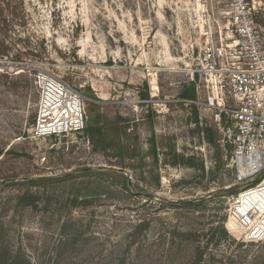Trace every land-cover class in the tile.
<instances>
[{
	"label": "rangeland",
	"instance_id": "rangeland-1",
	"mask_svg": "<svg viewBox=\"0 0 264 264\" xmlns=\"http://www.w3.org/2000/svg\"><path fill=\"white\" fill-rule=\"evenodd\" d=\"M230 9L0 0V264H264V188L240 197L264 173L238 178L196 73ZM252 19L264 38V0ZM53 82L83 129L35 138Z\"/></svg>",
	"mask_w": 264,
	"mask_h": 264
},
{
	"label": "built area",
	"instance_id": "built-area-1",
	"mask_svg": "<svg viewBox=\"0 0 264 264\" xmlns=\"http://www.w3.org/2000/svg\"><path fill=\"white\" fill-rule=\"evenodd\" d=\"M226 2L231 5L228 15L233 28H228L229 33L224 38L205 46L196 73L205 81L209 92L205 105L214 114L224 141L233 148L232 166L238 178L253 182L264 173V38L253 26L254 0ZM57 85L61 91L56 103L49 108L59 107L61 112L50 111L44 115L40 103V115L33 127L35 138L83 129L81 114L76 116L71 112L67 115L73 98L68 97L69 92H63V86ZM42 90L41 102L46 94L45 87ZM261 188H264V181L247 189L240 197ZM263 218L264 212L254 220L250 231ZM249 240L264 242V232H258Z\"/></svg>",
	"mask_w": 264,
	"mask_h": 264
},
{
	"label": "bare ground",
	"instance_id": "bare-ground-1",
	"mask_svg": "<svg viewBox=\"0 0 264 264\" xmlns=\"http://www.w3.org/2000/svg\"><path fill=\"white\" fill-rule=\"evenodd\" d=\"M50 85H51L50 89H47L48 84L46 85V88H45L46 94L43 96L42 102H41V109H42L41 113L44 114V115H47L50 111L57 112V113L61 112L59 107H55L54 110L49 108L51 105L56 103V99L58 98L59 91H61V88H59L56 83L53 82ZM75 100H76L75 102L71 101L69 103L70 104V108L67 111V115L72 112L74 115L80 116L81 111H79V109H78V107H79L78 106V100L77 99H75ZM256 167H258V165ZM253 168L254 167H252V169ZM246 171L247 170H244L243 174H246ZM262 223L264 224V218H263Z\"/></svg>",
	"mask_w": 264,
	"mask_h": 264
},
{
	"label": "trees",
	"instance_id": "trees-1",
	"mask_svg": "<svg viewBox=\"0 0 264 264\" xmlns=\"http://www.w3.org/2000/svg\"><path fill=\"white\" fill-rule=\"evenodd\" d=\"M186 96V95H185ZM185 99V98H184ZM207 133H211V130H209V129H206L205 130ZM153 155H154V157L155 158H157V151H156V147H154V150H153Z\"/></svg>",
	"mask_w": 264,
	"mask_h": 264
}]
</instances>
